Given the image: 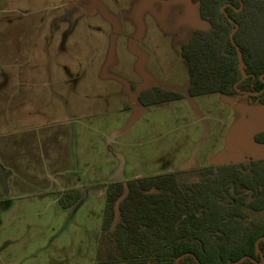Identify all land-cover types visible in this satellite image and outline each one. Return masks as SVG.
<instances>
[{
  "label": "rangeland",
  "instance_id": "rangeland-1",
  "mask_svg": "<svg viewBox=\"0 0 264 264\" xmlns=\"http://www.w3.org/2000/svg\"><path fill=\"white\" fill-rule=\"evenodd\" d=\"M204 26L190 0H0V72L24 71L22 63L7 69V61L28 57L26 71L51 79L39 127L19 117L0 134L21 167L28 166L26 140L35 139L40 158L69 142L64 170L75 171L82 194L76 208L64 209L57 193H11L22 198L2 215L8 204H0V264H98L113 251L102 238L111 183L167 173L192 181L204 167L264 160V145L254 139L264 132V106L221 94L187 96L181 48L190 30ZM59 74H72L71 90L54 86ZM161 85L185 98L140 104L143 92Z\"/></svg>",
  "mask_w": 264,
  "mask_h": 264
},
{
  "label": "trees",
  "instance_id": "trees-1",
  "mask_svg": "<svg viewBox=\"0 0 264 264\" xmlns=\"http://www.w3.org/2000/svg\"><path fill=\"white\" fill-rule=\"evenodd\" d=\"M190 2L198 6L205 26L195 29L181 48L188 65L187 96L221 94L264 106V0ZM184 98L155 87L143 92L139 102L152 106ZM254 139L264 145V132ZM195 172L198 178L192 181L167 173L111 183L102 238L113 251L98 264H260L264 160ZM81 198L80 192H68L60 205L69 209Z\"/></svg>",
  "mask_w": 264,
  "mask_h": 264
},
{
  "label": "crops",
  "instance_id": "crops-1",
  "mask_svg": "<svg viewBox=\"0 0 264 264\" xmlns=\"http://www.w3.org/2000/svg\"><path fill=\"white\" fill-rule=\"evenodd\" d=\"M189 35H192L191 30ZM64 37L63 35L55 36V39H62ZM48 38L49 36H46V39ZM25 42L26 40L24 38V46L26 45L25 47L29 48L32 47V45H30L31 41ZM46 42L45 46H50L51 42ZM59 43L63 44V42ZM34 46L37 45L35 44ZM2 63H5V61L0 57V64ZM19 63L24 64L22 66L24 71L0 72V128L9 127L19 117H22V122L18 120L22 125L39 127L42 120L41 118H43L41 113L45 112V108L40 106V97L45 95L47 82L51 79H49L46 74L26 71L25 68L27 65L32 63L31 58L28 57H24L22 61L15 58H8L7 69H9L8 65L13 64V67H17L16 64ZM12 66L10 69H12ZM71 75L72 74L55 75L54 81L57 80L59 82L57 84L55 83L54 86H70L71 90L72 84L70 82L73 80L72 77H69ZM157 87L168 90L172 89L167 85ZM11 113L21 114L16 117ZM7 138V134H0V204H8L6 207L3 206L4 209L1 208L3 210L1 215L4 214V212H8V210L13 207V204L9 203L10 201H13L15 198H22V196L11 194L13 192L17 193L24 189L33 191L32 193H37L31 194L32 198L57 193L59 196L56 197L55 202L60 203V198L64 196L65 193L75 191V189L78 188L79 183L77 184V182H75L74 177L75 171L64 170L65 161L68 160L70 152L72 155V150H70L71 144L69 142H66L67 149H61L59 153H57V149H53L51 150L52 153L49 152L47 155L45 154L40 158L39 155L38 157L36 156V152L32 148L35 139L32 141L26 140L24 142V148L26 151L25 155H28V166L21 167L23 162L20 158H15L11 155L10 151L12 146H10ZM64 139L69 141L66 136H64ZM40 145H42L43 148L41 142ZM44 178L50 183L47 185L49 188H46L47 186L44 185ZM79 203L80 202L73 207L76 208Z\"/></svg>",
  "mask_w": 264,
  "mask_h": 264
},
{
  "label": "water",
  "instance_id": "water-1",
  "mask_svg": "<svg viewBox=\"0 0 264 264\" xmlns=\"http://www.w3.org/2000/svg\"><path fill=\"white\" fill-rule=\"evenodd\" d=\"M242 62H243V59L240 56V63H241V65H242ZM246 77H247L246 73H243V79H245ZM260 264H264V260Z\"/></svg>",
  "mask_w": 264,
  "mask_h": 264
}]
</instances>
